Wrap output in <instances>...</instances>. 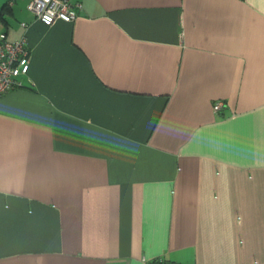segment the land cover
I'll use <instances>...</instances> for the list:
<instances>
[{"label": "crops", "instance_id": "0c3cea01", "mask_svg": "<svg viewBox=\"0 0 264 264\" xmlns=\"http://www.w3.org/2000/svg\"><path fill=\"white\" fill-rule=\"evenodd\" d=\"M76 1L0 0V264H264V0Z\"/></svg>", "mask_w": 264, "mask_h": 264}, {"label": "built area", "instance_id": "2783aa9c", "mask_svg": "<svg viewBox=\"0 0 264 264\" xmlns=\"http://www.w3.org/2000/svg\"><path fill=\"white\" fill-rule=\"evenodd\" d=\"M27 10L45 26L55 21L72 22L76 19L82 4L76 0H28ZM25 27V23H21ZM30 52L24 36L9 40L5 33H0V95L21 86V77L29 69ZM222 101H214L213 110L222 108ZM150 264H177L157 258Z\"/></svg>", "mask_w": 264, "mask_h": 264}, {"label": "rangeland", "instance_id": "374dc122", "mask_svg": "<svg viewBox=\"0 0 264 264\" xmlns=\"http://www.w3.org/2000/svg\"><path fill=\"white\" fill-rule=\"evenodd\" d=\"M163 260H165V261H169V260H167V259H165V258H163Z\"/></svg>", "mask_w": 264, "mask_h": 264}, {"label": "trees", "instance_id": "16d2710c", "mask_svg": "<svg viewBox=\"0 0 264 264\" xmlns=\"http://www.w3.org/2000/svg\"><path fill=\"white\" fill-rule=\"evenodd\" d=\"M154 260H155V259H154ZM154 260H153V261H154ZM150 263H152V261H151V262H149L148 264H150Z\"/></svg>", "mask_w": 264, "mask_h": 264}]
</instances>
